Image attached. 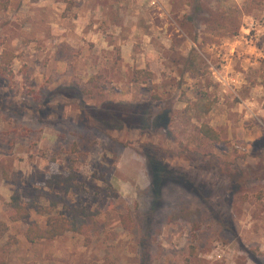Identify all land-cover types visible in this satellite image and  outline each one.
I'll return each mask as SVG.
<instances>
[{
    "label": "rangeland",
    "instance_id": "1",
    "mask_svg": "<svg viewBox=\"0 0 264 264\" xmlns=\"http://www.w3.org/2000/svg\"><path fill=\"white\" fill-rule=\"evenodd\" d=\"M5 49L0 264H264V0H0ZM151 157L174 173L160 195ZM72 171L81 189L46 185ZM15 192L92 228L29 242L47 216L12 220Z\"/></svg>",
    "mask_w": 264,
    "mask_h": 264
},
{
    "label": "trees",
    "instance_id": "2",
    "mask_svg": "<svg viewBox=\"0 0 264 264\" xmlns=\"http://www.w3.org/2000/svg\"><path fill=\"white\" fill-rule=\"evenodd\" d=\"M38 1V0H33ZM14 54L5 49L0 53V81L1 79L11 73L10 64L12 63ZM93 80H91L92 82ZM97 86V85H96ZM69 90L76 91V96H82L85 92L86 94L93 93L94 90L81 89L78 85H72L68 88ZM90 92V93H89ZM101 93V92H99ZM148 107V106H147ZM141 115H143V127H148L151 124L154 126H167L170 122L169 112L164 111L161 114L152 116V109L142 110ZM118 124L126 121L124 118L117 117ZM123 121V122H122ZM200 133L203 137L209 139L214 143L221 141L220 132L209 125L208 123H203L200 127ZM255 152L264 146V138L258 140L255 143ZM151 163L155 178L154 191L160 195L162 182L165 177H170L173 170L165 165L162 161L151 157ZM46 185L49 187L62 186L67 192L70 190H79L82 188V183L79 182L78 174L75 171L69 172L68 174L63 173H53L46 180ZM62 205L61 209H56ZM12 215L11 219L14 221L18 220H29L31 215L30 210L35 208L39 214L46 215V222L44 225L40 224L36 220L28 221V227L25 232V237L29 242H37L43 239H54L56 237L62 236L68 232L82 233L87 229L92 228V223H94V216L85 207H80L75 204H70L64 201V198L59 194H53L50 199L49 206H41L37 201L30 200L24 201L20 193L15 192L12 196L11 201ZM0 229H7L4 222L0 221Z\"/></svg>",
    "mask_w": 264,
    "mask_h": 264
}]
</instances>
